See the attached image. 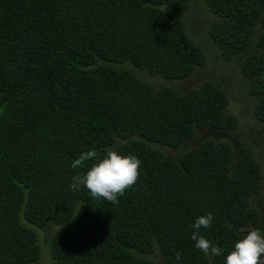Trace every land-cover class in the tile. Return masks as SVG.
<instances>
[{
    "label": "trees",
    "instance_id": "obj_1",
    "mask_svg": "<svg viewBox=\"0 0 264 264\" xmlns=\"http://www.w3.org/2000/svg\"><path fill=\"white\" fill-rule=\"evenodd\" d=\"M218 18L209 35L232 61L253 41L241 69L253 78L254 115L264 123V0H203ZM190 0H0V264H36L39 231L53 225L51 264H225L241 228L261 210L263 167L252 147L207 137L180 154L198 130H231L228 93L212 81L181 93L155 88L130 64L186 79L207 62L175 10ZM116 148L140 161L119 203L71 188L74 159ZM200 233L223 249L205 255ZM182 252L179 261L175 253Z\"/></svg>",
    "mask_w": 264,
    "mask_h": 264
},
{
    "label": "rangeland",
    "instance_id": "obj_2",
    "mask_svg": "<svg viewBox=\"0 0 264 264\" xmlns=\"http://www.w3.org/2000/svg\"><path fill=\"white\" fill-rule=\"evenodd\" d=\"M175 13L186 24L187 37L196 41L204 49L207 56L206 64L199 67L191 77L186 79H166L130 64L127 66L134 69L142 79L151 83L155 88L167 85L177 89L181 93H187L189 90L198 87L203 81H212L228 93L229 103L226 112L236 115L239 122L237 128L231 130H215L212 128L198 130L197 136L186 142L183 147L171 148L161 146V149L167 153L178 155L184 149L195 145L198 141L207 137L230 142L236 154H238L243 146L252 147L263 167L262 191L259 195L252 197L253 204L262 213L254 226L264 231V123L259 122L254 115L257 99L251 93L253 78L244 75L241 69L244 57L257 50L255 41L232 61L226 62L222 59L209 35L211 22L217 19L218 16L212 14L206 8L203 0H190L188 9L175 10ZM58 228V225H53L47 231H39L38 237L42 255L36 264H51L49 246L53 234ZM142 255L152 258L156 264H163V256L160 251Z\"/></svg>",
    "mask_w": 264,
    "mask_h": 264
},
{
    "label": "clouds",
    "instance_id": "obj_3",
    "mask_svg": "<svg viewBox=\"0 0 264 264\" xmlns=\"http://www.w3.org/2000/svg\"><path fill=\"white\" fill-rule=\"evenodd\" d=\"M91 161L87 171L72 178L71 188L78 190L83 185L91 197L103 198L109 202L119 203L118 197L133 187L140 176V159L134 154H123L116 148H108L104 155H99L96 150L82 152L74 159L71 167L84 168L86 162ZM214 219L209 211L206 215L199 216L193 225L191 239L195 247L205 255L220 256L223 249L213 244L200 233V229L211 226ZM240 235L234 242V247L226 256L225 264H264V231L254 227L241 228ZM176 260L182 257V252L175 253Z\"/></svg>",
    "mask_w": 264,
    "mask_h": 264
},
{
    "label": "flooded vegetation",
    "instance_id": "obj_4",
    "mask_svg": "<svg viewBox=\"0 0 264 264\" xmlns=\"http://www.w3.org/2000/svg\"><path fill=\"white\" fill-rule=\"evenodd\" d=\"M255 225V224H254ZM253 225V227L255 228V226Z\"/></svg>",
    "mask_w": 264,
    "mask_h": 264
}]
</instances>
